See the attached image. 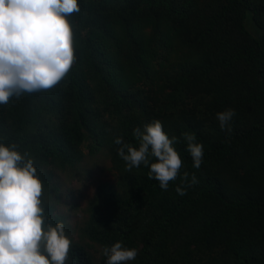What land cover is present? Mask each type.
Returning a JSON list of instances; mask_svg holds the SVG:
<instances>
[{
    "label": "trees",
    "instance_id": "1",
    "mask_svg": "<svg viewBox=\"0 0 264 264\" xmlns=\"http://www.w3.org/2000/svg\"><path fill=\"white\" fill-rule=\"evenodd\" d=\"M79 3L65 78L0 104V143L34 161L45 225L63 222L61 179L84 180L87 157L107 158L112 179L87 199L77 238L64 224L66 264H107L117 241L138 251L128 264H264V0ZM229 108L230 132L216 118ZM156 120L183 160L167 190L148 166L126 170L115 143L138 146L134 129ZM184 133L203 145L199 169Z\"/></svg>",
    "mask_w": 264,
    "mask_h": 264
},
{
    "label": "clouds",
    "instance_id": "2",
    "mask_svg": "<svg viewBox=\"0 0 264 264\" xmlns=\"http://www.w3.org/2000/svg\"><path fill=\"white\" fill-rule=\"evenodd\" d=\"M80 11L79 0H0V104L13 96L48 91L71 70L75 62L74 31L69 17ZM235 115L234 109L218 112L222 129ZM138 146L117 137L118 155L126 170L148 166L149 179L163 190L180 176L183 160L159 120L134 129ZM193 167L199 169L203 145L194 134L184 133ZM16 144L0 143V264H66L72 240L63 222L45 225L44 185L34 161ZM189 181L185 171L181 177ZM191 175V184L197 183ZM179 195L183 187L177 186ZM107 264H128L136 259L135 248L117 241L103 248Z\"/></svg>",
    "mask_w": 264,
    "mask_h": 264
},
{
    "label": "rangeland",
    "instance_id": "3",
    "mask_svg": "<svg viewBox=\"0 0 264 264\" xmlns=\"http://www.w3.org/2000/svg\"><path fill=\"white\" fill-rule=\"evenodd\" d=\"M247 26L250 30H253L248 20ZM106 160L107 158L103 154H98L93 158L87 157L82 163L87 170L84 180L69 179L66 181L65 177H63L60 181L62 195L57 202L58 214L63 219L66 227H69L71 235L75 238H77L80 227L85 219L84 206L87 199L94 193L95 188L101 180L112 179L110 173L102 170V167L106 166ZM75 201L79 203L77 210L68 205V202L74 203Z\"/></svg>",
    "mask_w": 264,
    "mask_h": 264
}]
</instances>
